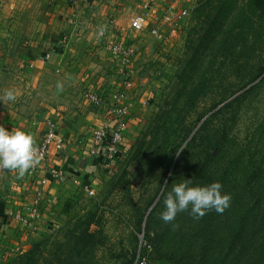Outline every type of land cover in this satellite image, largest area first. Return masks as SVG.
I'll use <instances>...</instances> for the list:
<instances>
[{"label":"rangeland","instance_id":"374dc122","mask_svg":"<svg viewBox=\"0 0 264 264\" xmlns=\"http://www.w3.org/2000/svg\"><path fill=\"white\" fill-rule=\"evenodd\" d=\"M189 1L186 18L166 23L145 46L134 41L127 66L92 35L73 34L71 50L57 48L63 25L80 28L78 15H87L84 29L98 22L106 32L112 19L93 20L94 4L80 14L68 0H26L6 15L0 94L11 89L17 98L3 106L41 114L34 137L48 126L64 134L53 164L67 179L42 187L36 217L24 210L32 182L22 177L16 194L11 183L22 178L10 176L8 186L0 179V264H264V12L250 11L264 0ZM223 90L233 93L215 104ZM118 91L127 108L117 118L122 148L101 166L87 151L93 129L114 121ZM183 180L219 181L229 207L165 223L163 200Z\"/></svg>","mask_w":264,"mask_h":264},{"label":"built area","instance_id":"2783aa9c","mask_svg":"<svg viewBox=\"0 0 264 264\" xmlns=\"http://www.w3.org/2000/svg\"><path fill=\"white\" fill-rule=\"evenodd\" d=\"M136 1L137 8L132 15L128 17L127 23L125 24V33H120L118 26L115 25V22L112 20L113 23H106V32H103L100 28L98 31L99 35L97 36V39L105 45V49L109 51L112 56H117L125 66L129 65L128 62L131 61L134 55H137L136 45L145 46L149 38H156L160 35V31L165 27L166 23L180 22L189 15L192 8L191 4H188L191 3L189 0ZM68 2L77 3V0H68ZM119 26L122 27V25ZM144 38L145 40H143ZM61 40L63 42L66 41L67 37L64 35ZM134 41L137 42L136 45ZM46 57H49V52L46 53ZM55 71H59V69ZM124 84L129 83L124 81ZM86 96L89 100L95 102L99 99L92 91H88ZM123 97L124 95L122 92H116L114 95L115 102L110 105L111 116L114 121H107V123L96 127L91 134L90 146L87 152L91 158L99 161L98 163H100L101 166H106L114 161L122 148L123 126L117 118L126 115V106L119 103V100L123 99ZM99 101L101 100L99 99ZM65 142V137L62 133L48 126L42 131L40 139L35 143L37 154L40 157L39 163L23 176L33 183L34 192L33 198L31 199L33 204L28 206V210L33 211L35 217L38 214L36 213L37 208L35 209L34 205L37 206L38 204V198L41 195L42 187L48 185L49 182L58 183L66 181L67 179V174L63 169L43 164L53 151L60 152L65 146ZM39 173L42 175L39 176ZM70 183L90 194L92 193L90 184L86 181H81L73 177Z\"/></svg>","mask_w":264,"mask_h":264},{"label":"clouds","instance_id":"9594fccd","mask_svg":"<svg viewBox=\"0 0 264 264\" xmlns=\"http://www.w3.org/2000/svg\"><path fill=\"white\" fill-rule=\"evenodd\" d=\"M56 90L57 93L63 91L61 83H57ZM16 98V92L11 89L0 96V100L9 102ZM39 160L34 138L30 133L0 126V169L22 178ZM190 184V180H183L172 185L163 200L164 210L160 213L162 221L172 222L181 212H187L194 219H199L209 211L223 213L229 207L231 196L221 192L222 185L219 181L203 186H189Z\"/></svg>","mask_w":264,"mask_h":264},{"label":"crops","instance_id":"0c3cea01","mask_svg":"<svg viewBox=\"0 0 264 264\" xmlns=\"http://www.w3.org/2000/svg\"><path fill=\"white\" fill-rule=\"evenodd\" d=\"M24 1L26 0H0V47L2 46L3 43V37L7 32L4 30L3 24L4 21L6 20V15H15V10H17L19 12V9L21 7V4L24 3ZM36 2V1H35ZM64 5L68 6L66 3V0H63ZM78 3H80L79 7H77ZM77 4L76 5H72V7L77 8L80 14H84L86 11L84 10L86 8V6L88 4H94V7H96L94 9V12L92 15L93 16V20L95 19V21L97 22L98 19H96L97 17L103 16L104 18L106 17H111V19L115 22L114 24L118 26V29L120 30V33H125L126 32V26L125 24L127 23L128 17L130 15H132V13L134 12V10L137 8V1L136 0H77ZM69 10V8H68ZM85 11V12H84ZM10 12V13H9ZM95 12L97 13V15H95ZM49 14V13H48ZM79 17L76 19L77 23L80 24L78 25L80 28L76 29H68V26L63 25V28L59 31V36H66L67 40L66 41H62L61 38H59V43L61 42V44L56 45L57 48L64 50L66 49L68 46V49L71 50L70 47V37L74 34L77 36V40H81L83 41V38L85 36H91L92 35V43L95 44V39L97 40V36L98 31L100 30V27H98V22L93 24L91 26L90 29H84L83 26V20L86 21L87 19V15H78ZM70 22L67 23H76L74 22V19H66ZM81 20V21H80ZM73 23L71 25H73ZM83 26H82V25ZM76 25V26H77ZM119 25H122V27H120ZM76 29L77 33H73V31ZM65 30V31H62ZM62 31V32H60ZM72 38V37H71ZM58 40V38H57ZM91 41V40H90ZM99 43V42H98ZM96 45V44H95ZM100 45V43H99ZM54 68V70L59 69L61 71V68L58 65L52 66ZM59 72V71H58ZM1 84V82H0ZM0 96H2V94H0ZM7 100H0V126H4L5 128L9 129V130H22L25 131L27 133H31L34 134L36 132H38L40 130V126L42 124V121L37 118L39 116H41V114H36L33 116V118L31 117H27V115L21 114V113H17L14 112L13 110H7L4 106L2 102H5ZM44 130V129H43ZM39 133L40 135L37 137L33 135L34 137V142L37 143V141L40 139V136L42 134V131ZM62 135L64 136V134L62 133ZM65 137V136H64ZM65 141H66V137H65ZM57 151H53L52 154L45 160V162L43 164L45 165H50V166H55L53 163H55L56 160H58L59 157H57L58 154ZM64 155V154H63ZM64 159H66L65 156H63ZM42 175L41 173H39V176ZM10 176H13L14 178H18L16 174L8 171V170H4V169H0V179H7V182L5 183V186H8L10 184L9 181L10 180ZM15 182H12V187H14L16 194L20 193V190L24 188V186L27 184V182L22 178L20 179L19 182L13 184ZM33 185V183H32ZM29 188L31 187L30 185L28 186ZM34 188L30 189V190H25V191H30L33 194V190ZM26 193V192H25ZM20 195H23L22 198H24V194L21 193ZM17 195V196H20ZM27 198V197H25ZM15 208V207H14ZM25 211H28L27 209H29V207L25 206L24 207ZM17 211V209H15Z\"/></svg>","mask_w":264,"mask_h":264},{"label":"trees","instance_id":"16d2710c","mask_svg":"<svg viewBox=\"0 0 264 264\" xmlns=\"http://www.w3.org/2000/svg\"><path fill=\"white\" fill-rule=\"evenodd\" d=\"M257 8L259 9V12H264V6H262V5H260L259 7H254V9H250V11L254 14V13H256ZM246 19H249V18L246 17ZM260 20H261V19H260ZM250 21H252L251 18H250L249 22H250ZM211 38H212V36H211ZM232 50H233V49H232ZM230 51H231V50H230ZM261 70H262V68L259 67L258 72H260ZM210 81H213V80L211 79ZM231 93H233V91H228V92H227V91L223 90V92H222V94H221V96H220V100H218L215 104H218L219 102L223 101V99L227 96L226 94H231ZM196 95H198V94H196ZM221 109H222V108H221ZM221 109L217 110V112L220 111ZM246 216H247V215H246ZM246 218H247V217H245V219H246ZM233 244H234V243L230 244V249L234 248V247H233Z\"/></svg>","mask_w":264,"mask_h":264}]
</instances>
